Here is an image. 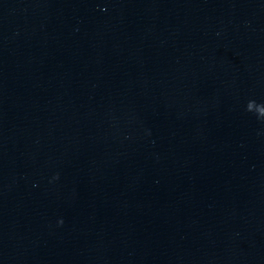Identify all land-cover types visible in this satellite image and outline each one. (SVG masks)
Masks as SVG:
<instances>
[{
	"label": "clouds",
	"instance_id": "9594fccd",
	"mask_svg": "<svg viewBox=\"0 0 264 264\" xmlns=\"http://www.w3.org/2000/svg\"><path fill=\"white\" fill-rule=\"evenodd\" d=\"M256 116H257V115H256ZM257 118H258V119H264V118H261V117H258V116H257Z\"/></svg>",
	"mask_w": 264,
	"mask_h": 264
}]
</instances>
